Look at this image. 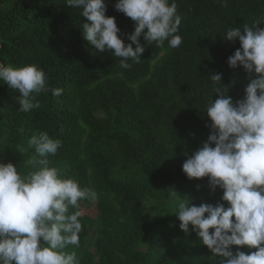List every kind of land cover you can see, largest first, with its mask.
<instances>
[{"label": "trees", "instance_id": "trees-1", "mask_svg": "<svg viewBox=\"0 0 264 264\" xmlns=\"http://www.w3.org/2000/svg\"><path fill=\"white\" fill-rule=\"evenodd\" d=\"M105 2L106 15L115 17L125 44L131 43L127 34L134 21L114 8L116 0ZM176 4L182 44L149 45L141 36L140 62L129 61L132 67L124 69L120 58L97 52L84 38L87 18L66 0H0V63L36 64L49 88L62 89L59 97L51 91L34 94L40 107L24 113L18 110V91L0 80V159L26 174L34 134L46 131L62 141L48 157L50 166L97 194L80 201V243L66 249L76 253L79 264H219L221 259L195 232L180 229L168 193L175 189L196 205L227 206L222 189L213 192L207 177L188 179L182 164L211 131L206 105L217 94L209 74H222L234 102L244 96L248 74L228 64L240 43L224 35L264 17V0ZM148 184L150 200L140 198L134 206L125 199Z\"/></svg>", "mask_w": 264, "mask_h": 264}, {"label": "clouds", "instance_id": "clouds-1", "mask_svg": "<svg viewBox=\"0 0 264 264\" xmlns=\"http://www.w3.org/2000/svg\"><path fill=\"white\" fill-rule=\"evenodd\" d=\"M226 6L227 0H217ZM87 18L82 24L84 38L97 52H112L120 66L130 69L139 63L144 45L140 37L158 46L165 40L171 48L182 44L178 35L182 17L176 0H116L114 8L134 21V31L125 44L114 16L106 15L105 0H66ZM264 17L252 26L229 28L228 41L237 38L240 47L229 56L228 64L242 66L249 83L242 99L233 101L229 87H223L222 74H209L212 96L206 105L210 134L182 164L188 179L207 177L210 189L223 190L221 201L191 203L175 189L168 198L176 206L179 227L186 234L195 232L202 244L220 257L219 264H264ZM133 44L135 47H133ZM131 61L132 63H129ZM0 80L18 91V110L24 113L40 104L34 94L62 89L49 88L48 78L36 64L22 67L0 63ZM62 141L46 131L34 134V148L28 160L31 170L21 174L17 166L0 159V264H79L76 253L82 231L80 201L97 198L96 192L73 178L62 177L50 166ZM75 209V211H70ZM191 225V229H190ZM211 230V231H210ZM238 246L235 252L232 246ZM247 246L248 253L241 250ZM252 249H255L252 251Z\"/></svg>", "mask_w": 264, "mask_h": 264}, {"label": "rangeland", "instance_id": "rangeland-1", "mask_svg": "<svg viewBox=\"0 0 264 264\" xmlns=\"http://www.w3.org/2000/svg\"><path fill=\"white\" fill-rule=\"evenodd\" d=\"M151 185H146L143 189L136 193H129L125 196V199L131 202L134 206L139 203V199L143 198L144 200H150V197L147 194H151ZM92 212H95V208H92ZM109 239V238H108ZM107 240V239H106ZM105 241V240H104Z\"/></svg>", "mask_w": 264, "mask_h": 264}]
</instances>
